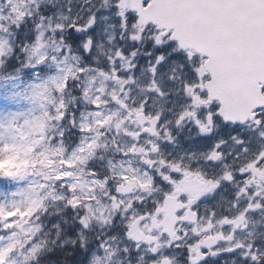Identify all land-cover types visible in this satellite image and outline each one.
<instances>
[{"label":"snow or ice","instance_id":"snow-or-ice-1","mask_svg":"<svg viewBox=\"0 0 264 264\" xmlns=\"http://www.w3.org/2000/svg\"><path fill=\"white\" fill-rule=\"evenodd\" d=\"M0 73V264H264V0H0Z\"/></svg>","mask_w":264,"mask_h":264},{"label":"rangeland","instance_id":"rangeland-1","mask_svg":"<svg viewBox=\"0 0 264 264\" xmlns=\"http://www.w3.org/2000/svg\"><path fill=\"white\" fill-rule=\"evenodd\" d=\"M52 47L51 41H49V48ZM30 81V77L24 76L23 81H7L0 79V115H8L9 113H20L25 111L30 107L29 103L22 99H13V95L18 92H23L26 88L27 84ZM14 84H20L19 88L14 87ZM6 142L8 144H18V140H13L11 136H6ZM91 143V141H89ZM87 151V150H86ZM39 152V151H38ZM81 156L86 155V152H82ZM92 156L89 157L88 161L91 160ZM87 162V161H86ZM78 163L76 167H78ZM20 167H28V164L20 165L16 160H7L4 162H0V171L12 173L17 171ZM59 164L52 166H48L43 162L36 165L33 168H29V171L40 172L43 174H52L55 168H59ZM80 179L83 180L82 175H80ZM29 180H43L41 175H30L27 179L23 181H12V180H0V202L5 200H12V193L18 192L20 189L26 188L28 186ZM7 183L10 187L9 193L3 187V184ZM15 199L19 200L20 197H15Z\"/></svg>","mask_w":264,"mask_h":264},{"label":"flooded vegetation","instance_id":"flooded-vegetation-1","mask_svg":"<svg viewBox=\"0 0 264 264\" xmlns=\"http://www.w3.org/2000/svg\"><path fill=\"white\" fill-rule=\"evenodd\" d=\"M232 191H234V190L230 188V189H228L227 191L223 192L224 197L226 198V195H227V194L230 195ZM229 197L231 198V196H229ZM219 199H220V197H219V194H218L217 197H216V200L219 201ZM220 210L223 211V207H222ZM259 219H260L259 217H255V218H253V221L249 223V227L252 226V223H253L255 220H259Z\"/></svg>","mask_w":264,"mask_h":264},{"label":"trees","instance_id":"trees-1","mask_svg":"<svg viewBox=\"0 0 264 264\" xmlns=\"http://www.w3.org/2000/svg\"><path fill=\"white\" fill-rule=\"evenodd\" d=\"M52 211H55V209H53Z\"/></svg>","mask_w":264,"mask_h":264}]
</instances>
